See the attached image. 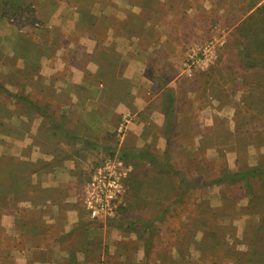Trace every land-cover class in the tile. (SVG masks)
Wrapping results in <instances>:
<instances>
[{"label":"rangeland","instance_id":"obj_1","mask_svg":"<svg viewBox=\"0 0 264 264\" xmlns=\"http://www.w3.org/2000/svg\"><path fill=\"white\" fill-rule=\"evenodd\" d=\"M18 1L0 4H32L35 16L17 27L0 16V242L7 241L1 234L7 225L35 237L54 229L46 213L22 221L12 216L23 204L50 200V25L33 0ZM254 1L129 0L137 15H128L125 29L137 42L182 43L153 52L146 75L153 91L162 89L155 109L163 111L169 144L162 142L153 160H129L124 203L114 218L91 221L74 206L66 232L75 248L84 249L75 254L83 264H264V182L250 177V194L241 181L211 183L223 168L264 165V56H245L251 31L233 42L235 24ZM102 23L119 27L111 19ZM243 58L263 64L248 68ZM111 63L122 65L120 59ZM112 81L129 86L121 77ZM120 121L121 115L116 126ZM116 126L97 161L79 173V185L104 155L122 151ZM149 128L140 150L155 148L150 137L159 131ZM9 245L0 251L1 264H13L6 258Z\"/></svg>","mask_w":264,"mask_h":264},{"label":"crops","instance_id":"obj_2","mask_svg":"<svg viewBox=\"0 0 264 264\" xmlns=\"http://www.w3.org/2000/svg\"><path fill=\"white\" fill-rule=\"evenodd\" d=\"M33 1L39 17L50 25V200L42 205L23 204L12 211V216L22 221L30 214L40 213L43 217L46 213L53 230L60 231L63 237L53 230L35 237V232L7 225L1 228L7 241L0 242V251H5L2 248L12 240L6 258L13 264H83V258L75 254L84 249L75 248L66 232V227L75 221L74 206H79L76 195L90 177L89 174L79 185L78 175L97 161L103 145L110 142L120 115L131 116L123 142L118 145L122 152L144 151L139 146L148 141L145 131H151L150 126L159 132L150 137L153 151H146H161L162 142L164 145L166 141L162 129L164 114L162 109H155V103L162 100V89H151L152 81L146 76L148 64L152 57L156 58L153 52L165 49L164 43L174 47L182 43L146 42L145 46L137 42L139 38L125 29L128 15H137L133 14L137 8L129 0ZM45 3L50 6L48 12L43 11ZM245 16L235 24L233 42L242 40L237 27ZM85 18L86 23L82 21ZM107 19L119 27L103 24ZM146 25L149 27L150 23L146 21ZM182 48L178 47L179 51ZM113 58L120 59V65L122 61L121 67L112 65ZM113 77L127 80L129 86L115 85Z\"/></svg>","mask_w":264,"mask_h":264},{"label":"built area","instance_id":"obj_3","mask_svg":"<svg viewBox=\"0 0 264 264\" xmlns=\"http://www.w3.org/2000/svg\"><path fill=\"white\" fill-rule=\"evenodd\" d=\"M35 16L34 6L20 10L16 16L9 17L10 23L19 17ZM34 26L41 23L34 21ZM131 116L129 113L122 116L118 122L115 133L117 140H121L129 124ZM131 171L130 163L126 162L118 152L104 155L93 168L89 179L77 193L76 198L79 206L91 221L114 218L126 194V179Z\"/></svg>","mask_w":264,"mask_h":264},{"label":"trees","instance_id":"obj_4","mask_svg":"<svg viewBox=\"0 0 264 264\" xmlns=\"http://www.w3.org/2000/svg\"><path fill=\"white\" fill-rule=\"evenodd\" d=\"M31 5L32 4H24V5L18 4V5H16L13 3L10 4L9 2H2L0 4V7H1L0 8V16H1V18L8 21L9 17L16 16L20 10L27 9ZM34 8H35V6H34ZM246 13H248V14L242 20L241 25L239 27H237V30L240 34L243 31H249V32L251 31L250 33H252V36L250 34L251 39L247 38L252 43H250V46L247 48L248 53L245 56H248V54L253 52L252 54L259 55L262 57V56H264V0L263 1L262 0H255L253 2V4H251L248 7V9L246 10ZM28 17L30 18L28 20H34L33 16H28ZM23 18H25V17H19L15 22H13V23L9 22V24L13 25L14 27H17V26L22 24ZM245 38H246V32H245ZM241 61H243V63L248 68H252V67H255L257 65L259 66V65L263 64V63H257L256 62L257 60H255V58L254 59H252V58L244 59L243 58ZM0 88H3V86L1 84H0ZM8 93L11 96H13L14 98L22 99V100H25V101L31 103L25 97H22V96H19L16 94H11L10 92H8ZM172 103H173V100L171 99L169 102V105L171 106ZM34 108H36L37 110L41 109L37 106H34ZM170 115H171V107H169V109L166 110V112H165L166 120H168L167 126H169V118H170L169 116ZM165 136H166V145H168L169 144L168 129L165 130ZM119 155L122 158H124V160L128 163L130 162L129 161L130 159H134L135 157L136 158H150L152 160L154 158L153 154L147 152L146 150L136 151V153H134V154H126V153L121 151V152H119ZM250 177H257L260 180V182H264V165L258 164L257 166H254L251 168L239 169L236 171H230L226 168H223L219 172L218 176L216 178H214V180L211 183L222 184L225 182L241 181V182H243V184L245 185V187L247 188V190L250 194L251 193V186L249 183ZM122 201L124 203V198ZM120 205H119V207H120ZM119 207H118V210H119ZM118 210H117V215H118Z\"/></svg>","mask_w":264,"mask_h":264}]
</instances>
